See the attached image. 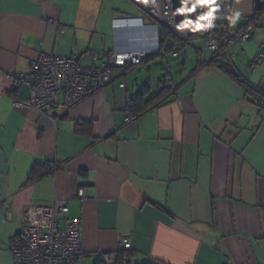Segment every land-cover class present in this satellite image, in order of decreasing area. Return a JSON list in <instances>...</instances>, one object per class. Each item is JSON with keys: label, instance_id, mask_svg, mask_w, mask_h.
<instances>
[{"label": "crops", "instance_id": "1", "mask_svg": "<svg viewBox=\"0 0 264 264\" xmlns=\"http://www.w3.org/2000/svg\"><path fill=\"white\" fill-rule=\"evenodd\" d=\"M125 1L0 0V264H14L9 245L26 208L55 199L70 207L61 225L82 220L86 249L120 255L130 238L131 254L113 264H264V10L252 19L256 0H234L236 24L253 23L254 36L230 47L231 71L202 65L214 55L196 46L197 65L177 81L136 77L131 89L116 71L70 111L24 104L30 88L10 76L29 71L40 52L89 66V50L106 60L157 48L155 20ZM156 61L170 60L142 64L150 71ZM129 114L138 118L126 122Z\"/></svg>", "mask_w": 264, "mask_h": 264}, {"label": "built area", "instance_id": "2", "mask_svg": "<svg viewBox=\"0 0 264 264\" xmlns=\"http://www.w3.org/2000/svg\"><path fill=\"white\" fill-rule=\"evenodd\" d=\"M131 1L155 20L160 31L155 50L113 51L106 60H101L96 50H89L87 57L92 63L89 66L82 65L78 56L40 52L30 61L29 71L10 76L14 85L25 84L30 88V97L24 104L42 112L54 108L70 111L103 90L116 71L123 76L120 86L125 87L127 71L132 66L142 64L151 54L167 62L170 56H179L185 45L203 42L218 60L230 61V47L251 40L254 36L253 23L243 27L236 24L234 0H210L203 7L198 0ZM193 5H196V11L187 12L186 9ZM181 9H185L183 14ZM201 16H208V19H201ZM132 19V16L125 17L127 22ZM262 22L264 24V17ZM162 27L170 34L163 36ZM60 30L65 31V26H61ZM261 104H264V99ZM137 118V114H129L125 121L134 122ZM78 195L86 197L84 189H79ZM69 210L66 199H55L50 205L27 207L25 221L9 245L14 264H76L78 260L88 257H96L105 264L116 263L117 252L105 253L84 247L80 218L64 217L63 224H60L58 216L66 215ZM121 248H132L128 236L122 237Z\"/></svg>", "mask_w": 264, "mask_h": 264}, {"label": "rangeland", "instance_id": "3", "mask_svg": "<svg viewBox=\"0 0 264 264\" xmlns=\"http://www.w3.org/2000/svg\"><path fill=\"white\" fill-rule=\"evenodd\" d=\"M120 3L126 5L127 2L125 0H120ZM196 46H200L203 52V57L212 54V51L207 49L203 42H196L194 45H185L180 51L179 57L170 56V61L168 64L156 61L155 64L149 65L150 71L145 67L144 64L136 65V67L129 71V73L125 76L126 80H128L130 88L132 89L136 85V77L139 81L150 77L154 84H156L158 78H163L169 72L168 75L173 77L176 81L179 80L197 65L199 54L196 50ZM139 69H142V71L140 72Z\"/></svg>", "mask_w": 264, "mask_h": 264}, {"label": "trees", "instance_id": "4", "mask_svg": "<svg viewBox=\"0 0 264 264\" xmlns=\"http://www.w3.org/2000/svg\"><path fill=\"white\" fill-rule=\"evenodd\" d=\"M261 14V12L260 11H256L255 13H254V16L252 17V19H254L255 17H258L259 15ZM161 33H162V35L164 36H167V35H169L170 33H169V31L167 30V29H165V28H161ZM154 56H158V55H156V54H151V55H149L146 59H145V61L148 59V58H151V57H154ZM216 61V62H215ZM202 65H210V64H218L222 69H224V70H227V71H231V67L229 66L230 65V63L227 61H220V60H218V57L217 56H215L214 55V57H213V61H203L202 63H201ZM133 67V66H132ZM235 74H237V76L238 77H240L241 78V76L238 74V73H235ZM168 76V73L166 74V77ZM165 77V78H166ZM164 81H167V79H164ZM242 83H244L245 84V87H246V89L248 90V91H251L252 89H254V87L253 86H251L250 84H248V83H246V82H244V81H242ZM163 92V91H162ZM135 100H137V99H131V102H130V107H131V104H132V102H134ZM37 171V169L35 170V172ZM129 254H131V251H130V249H126L125 251H122V253L120 254V255H118V258H117V261L116 262H119V260L121 259V258H123L124 256H127V255H129ZM96 264H105V263H103V261H97V263ZM143 264H148V263H143Z\"/></svg>", "mask_w": 264, "mask_h": 264}, {"label": "snow or ice", "instance_id": "5", "mask_svg": "<svg viewBox=\"0 0 264 264\" xmlns=\"http://www.w3.org/2000/svg\"><path fill=\"white\" fill-rule=\"evenodd\" d=\"M210 0H198V3L203 7L205 4L209 3ZM183 14L185 9L180 10ZM187 12L192 13L196 11V5H193L191 8L186 9ZM210 15V14H209ZM201 19H208V16H201Z\"/></svg>", "mask_w": 264, "mask_h": 264}, {"label": "water", "instance_id": "6", "mask_svg": "<svg viewBox=\"0 0 264 264\" xmlns=\"http://www.w3.org/2000/svg\"><path fill=\"white\" fill-rule=\"evenodd\" d=\"M264 10V0H256L255 11Z\"/></svg>", "mask_w": 264, "mask_h": 264}]
</instances>
